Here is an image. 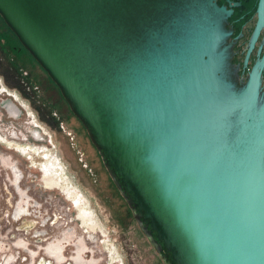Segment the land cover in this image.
I'll use <instances>...</instances> for the list:
<instances>
[{
    "label": "water",
    "instance_id": "water-1",
    "mask_svg": "<svg viewBox=\"0 0 264 264\" xmlns=\"http://www.w3.org/2000/svg\"><path fill=\"white\" fill-rule=\"evenodd\" d=\"M213 0H0L165 264H264V32Z\"/></svg>",
    "mask_w": 264,
    "mask_h": 264
},
{
    "label": "rangeland",
    "instance_id": "rangeland-1",
    "mask_svg": "<svg viewBox=\"0 0 264 264\" xmlns=\"http://www.w3.org/2000/svg\"><path fill=\"white\" fill-rule=\"evenodd\" d=\"M0 138V264L169 262L140 232L57 87L1 18ZM16 145L45 152L30 160ZM67 190L81 195L96 229L81 225Z\"/></svg>",
    "mask_w": 264,
    "mask_h": 264
},
{
    "label": "flooded vegetation",
    "instance_id": "flooded-vegetation-1",
    "mask_svg": "<svg viewBox=\"0 0 264 264\" xmlns=\"http://www.w3.org/2000/svg\"><path fill=\"white\" fill-rule=\"evenodd\" d=\"M213 1L227 11L224 28L229 33L226 41L230 47V61L232 64L241 65L250 35L254 28H258V34L247 58V66H249L255 58L256 49L260 45L264 32V0ZM4 140L5 139L2 140V138H0L1 142H5ZM13 147L19 151L20 154L25 155V157L30 160H32L34 156L45 152H40L36 148L26 145H16ZM45 157L48 158L47 153L45 154ZM50 162H52V160ZM45 180H48V178ZM66 194L70 195V201L78 212V219L81 222V225L87 229H96V225L92 222L91 217L85 211L86 208L81 200V195L79 194V196L72 190H67ZM68 239H70L69 236L64 237V240L68 241ZM160 253L163 254L162 251Z\"/></svg>",
    "mask_w": 264,
    "mask_h": 264
},
{
    "label": "trees",
    "instance_id": "trees-1",
    "mask_svg": "<svg viewBox=\"0 0 264 264\" xmlns=\"http://www.w3.org/2000/svg\"><path fill=\"white\" fill-rule=\"evenodd\" d=\"M17 40V39H16ZM18 41V40H17ZM19 43V42H18ZM22 47V46H21ZM23 48V47H22ZM24 49V48H23ZM25 50V49H24ZM26 51V50H25Z\"/></svg>",
    "mask_w": 264,
    "mask_h": 264
},
{
    "label": "bare ground",
    "instance_id": "bare-ground-1",
    "mask_svg": "<svg viewBox=\"0 0 264 264\" xmlns=\"http://www.w3.org/2000/svg\"><path fill=\"white\" fill-rule=\"evenodd\" d=\"M108 248V247H107Z\"/></svg>",
    "mask_w": 264,
    "mask_h": 264
}]
</instances>
